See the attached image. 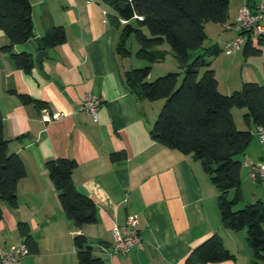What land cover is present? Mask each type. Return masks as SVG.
Segmentation results:
<instances>
[{
    "label": "crops",
    "instance_id": "crops-1",
    "mask_svg": "<svg viewBox=\"0 0 264 264\" xmlns=\"http://www.w3.org/2000/svg\"><path fill=\"white\" fill-rule=\"evenodd\" d=\"M29 1L34 36L8 48L10 40L0 30L2 136L8 154H17L25 167L16 205L0 199V247L24 239L18 228L24 222L29 253L20 264H79L74 243L79 234L102 264H186L190 250L218 233L234 258L206 264H264L247 245L244 229L221 225L218 190L200 161L151 138L161 102L138 99L126 86L124 72L133 66V56L116 55L118 30L107 18L108 4ZM244 3L264 6V0H228L225 21L204 23L203 44L192 52V57L202 55L209 61L224 94L239 90L244 82L264 85V37L250 39L248 45L256 53L246 52V41L231 54L224 51L237 34L224 25L234 21ZM55 26L63 27L65 41L40 49L35 37L41 41ZM20 52L33 57L28 73L15 65L13 55ZM22 94L44 101L45 107L21 102ZM87 94L101 99L96 119L78 109ZM246 111L232 109L236 126L251 132L246 149L236 158L264 163V142L258 138V127L245 121ZM54 113L62 116L55 119ZM45 115L48 120H43ZM120 152L124 157L113 158ZM60 157L76 162L72 180L93 200L95 222L78 226L66 217L46 169L47 160ZM240 177L242 206L264 203V179H252L244 165ZM130 214L138 216L142 247L115 253L111 228L124 224Z\"/></svg>",
    "mask_w": 264,
    "mask_h": 264
},
{
    "label": "trees",
    "instance_id": "trees-1",
    "mask_svg": "<svg viewBox=\"0 0 264 264\" xmlns=\"http://www.w3.org/2000/svg\"><path fill=\"white\" fill-rule=\"evenodd\" d=\"M108 20L117 28L116 55L145 62L124 72V81L138 99L163 100L149 133L151 138L200 161L204 172L217 188V206L221 225L229 230H245L246 241L254 257L264 263V203L257 201L235 209L243 201L240 170L236 158L246 149L251 132L239 129L233 118V108H246L244 119L264 128V85L244 82L239 90L224 94L218 89L213 69L202 55L192 57L205 39L204 23H223L227 16L228 0H104ZM0 30L10 44H20L34 36L29 0H0ZM66 35L62 26L47 31L39 43L40 49L63 43ZM137 44L134 54L130 44ZM246 40V52L256 53ZM166 45H168L166 48ZM172 53L183 77L171 71L150 80L152 64ZM15 65L28 73L34 65L31 54L13 55ZM202 70V72H201ZM21 102L37 108L45 102L29 95H19ZM120 152L113 158H122ZM76 162L70 158L46 161L49 178L58 191L62 209L68 219L78 226L96 221L93 200L79 192L72 180ZM25 175L21 158L8 154L2 136L0 112V199L15 206L17 185ZM233 190L232 194H230ZM24 241L29 242L28 226L18 223ZM79 264H102L100 257L91 254L85 236L74 237ZM234 258L224 246L218 233L212 234L189 251L186 264H206Z\"/></svg>",
    "mask_w": 264,
    "mask_h": 264
},
{
    "label": "built area",
    "instance_id": "built-area-1",
    "mask_svg": "<svg viewBox=\"0 0 264 264\" xmlns=\"http://www.w3.org/2000/svg\"><path fill=\"white\" fill-rule=\"evenodd\" d=\"M262 18H264V6L258 5L251 8L247 3L242 4L234 21L224 25L225 29H234L237 31L235 37L226 43L224 51L227 54H231L239 49L245 43L246 39H259L264 37V24L261 23ZM100 102L101 99L98 96L87 94L80 102L78 109L90 113L96 119ZM61 116V113L52 114V117L55 119ZM42 118L43 120L49 119L47 115ZM257 134L260 142H264V128L258 127ZM241 164L248 167L249 176L252 179H264V163L254 162L246 158ZM138 223L137 214H130L127 215L124 224L113 225L111 228L113 252L125 253L142 247ZM28 253L29 249L24 239L21 238L16 245L5 248L0 247V264H20L21 259L28 255Z\"/></svg>",
    "mask_w": 264,
    "mask_h": 264
},
{
    "label": "rangeland",
    "instance_id": "rangeland-1",
    "mask_svg": "<svg viewBox=\"0 0 264 264\" xmlns=\"http://www.w3.org/2000/svg\"><path fill=\"white\" fill-rule=\"evenodd\" d=\"M167 46L168 45H166V48H168ZM137 47L138 46L135 43V41H133V43L130 44V48H131V51L133 54H134L135 50L137 49ZM132 56H133L132 57L133 58L132 59L133 60L132 61L133 67H140V66H143L145 64V62L135 58L134 55H132ZM171 71H175V72L179 73L178 79H179V82H181L184 73L182 72V68H180L178 66L175 58L173 57L172 53L170 52L169 54H167L165 56V58L162 61H157V62L152 64L149 79L154 80L156 77L161 76V75H163L167 72H171ZM201 72H202V70H201ZM159 101L161 102L160 105L162 107L164 101L161 99ZM161 107H160V109H161ZM240 207H243L242 203L235 205V209L240 208Z\"/></svg>",
    "mask_w": 264,
    "mask_h": 264
},
{
    "label": "water",
    "instance_id": "water-1",
    "mask_svg": "<svg viewBox=\"0 0 264 264\" xmlns=\"http://www.w3.org/2000/svg\"><path fill=\"white\" fill-rule=\"evenodd\" d=\"M35 40H36L38 43L40 42V39H39L38 37H35ZM43 53H44L43 50L39 51L38 56H40V55L43 54Z\"/></svg>",
    "mask_w": 264,
    "mask_h": 264
}]
</instances>
